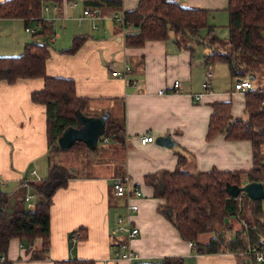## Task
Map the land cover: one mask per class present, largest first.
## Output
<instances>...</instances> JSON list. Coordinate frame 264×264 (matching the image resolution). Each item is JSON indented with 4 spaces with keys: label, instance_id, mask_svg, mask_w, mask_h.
I'll return each instance as SVG.
<instances>
[{
    "label": "crops",
    "instance_id": "1",
    "mask_svg": "<svg viewBox=\"0 0 264 264\" xmlns=\"http://www.w3.org/2000/svg\"><path fill=\"white\" fill-rule=\"evenodd\" d=\"M95 1L42 0L40 18L50 28L36 38L25 30V26L40 29L35 19L26 23L22 17H0V56L20 53L27 42H46L47 75L71 78L77 95L88 99L84 111L89 115L106 110L109 115L124 119L122 142L101 141L105 145L100 153L102 160L93 163L86 173H77L72 166L74 176L54 192L47 253L41 256L37 253L41 248L39 237L31 243L12 237L4 257L11 264H54L69 257L91 259L94 264H133L116 257L120 240L110 234L116 215L126 211V199L113 194L111 177L125 174L141 190L134 200L138 209L131 212V223L139 231L128 240L140 256L138 261L181 256L185 264H247L241 252L197 253L190 241L183 239L169 219L157 211L161 200L153 197L152 186L144 182L145 174L174 170L179 154L185 157L181 167L187 171L252 168L250 140H230L221 133L206 137L213 102L230 101L233 115L246 117L245 94L232 91L235 77L231 76L228 64L222 60L217 64L212 62L215 68L211 90L200 101L194 100L190 93L201 90L206 45H179L170 30L165 39L125 46L124 33L134 28L124 26L114 16L133 9L137 0H120L118 10L101 4L95 7ZM176 1L209 9V13L227 6V0ZM85 8H93L98 16L91 19L83 15ZM77 35L85 36L84 40L75 51H67ZM124 64L130 65L129 72L122 76L111 74L112 70L123 72ZM217 67L221 68L220 72ZM223 77L230 78L226 87L221 85ZM176 78L181 83L180 92H157L169 87ZM252 84L259 87L264 81H252ZM42 85L41 77L17 78L13 82L0 80V174L4 178L0 189L8 194L9 210L20 205L27 209L34 206L38 196L31 183L47 176L53 163L50 157L58 153L48 150L44 106L30 98L31 92ZM145 133L153 134L154 138L170 135L174 144L161 145L155 139L142 144L139 137ZM261 149L264 151V144ZM27 192L34 196L25 200ZM234 217H228L227 222L231 224ZM78 228L85 236L73 240L71 232ZM237 229L230 225L224 234L231 236ZM212 234V231L200 233L197 241L207 242Z\"/></svg>",
    "mask_w": 264,
    "mask_h": 264
},
{
    "label": "trees",
    "instance_id": "2",
    "mask_svg": "<svg viewBox=\"0 0 264 264\" xmlns=\"http://www.w3.org/2000/svg\"><path fill=\"white\" fill-rule=\"evenodd\" d=\"M94 6L106 5L113 10L121 8L120 0H96ZM42 0H1L0 17H22L34 23L37 31L33 35L49 30V25L40 18ZM228 37L221 39L214 34V25L208 26L205 39L200 38V29L206 27L209 9L189 7L176 0H137L131 10L122 12L123 25L134 29L124 33L125 46H140L146 40L165 39L169 31L174 33L179 45L185 40L202 42L208 48L205 60L212 63L222 60L228 64L232 77L249 73L264 75V0H227ZM85 36H75L67 51H75ZM48 44L31 41L23 45L18 54L0 56V80L13 82L17 78L41 77L43 85L30 94L33 102L42 104L45 112V133L49 151L61 150L57 137L69 125L77 126L76 111L85 114L88 99L77 95L71 78L46 74ZM246 117L233 115L230 101L211 104L206 137L221 133L226 139H248L252 145V168L248 170L187 171L182 169L185 159L178 155L174 170H157L145 174L144 182L153 188L152 195L161 200L157 211L162 213L177 229L183 239L194 242L197 253L246 250L249 243H264V207L262 199L248 198L240 192L238 196L252 205L253 220H246L231 236L224 230L230 228L228 217L239 212L237 197L231 196L226 183L242 185L257 180L264 184V84L252 87L245 93ZM97 115V114H95ZM124 134L123 116L108 115L103 137L122 142ZM101 141V140H99ZM82 142H75L74 147ZM70 147V148H71ZM72 170L60 163H50L44 179L31 183L38 199L31 209L16 206L8 209L9 197L0 189V264H11L4 257L9 239L31 243L41 238L39 255L47 253L50 243V206L54 192L67 185L73 177ZM212 231L207 242L197 241L200 233ZM85 236L81 228L71 233ZM40 255V256H41ZM54 264H94L91 259L69 257L54 261ZM133 264H185L181 256H165L157 261H135ZM251 264H255L252 260Z\"/></svg>",
    "mask_w": 264,
    "mask_h": 264
},
{
    "label": "built area",
    "instance_id": "3",
    "mask_svg": "<svg viewBox=\"0 0 264 264\" xmlns=\"http://www.w3.org/2000/svg\"><path fill=\"white\" fill-rule=\"evenodd\" d=\"M74 4V3H73ZM83 15L88 16L91 19H94L98 16V13L92 8H85L83 10ZM115 19L123 22L122 15H115ZM25 30L31 34H34L37 31V28L31 26H25ZM131 69L129 64L123 65V72L112 70L111 74L113 75H121L129 72ZM251 74L245 73L242 76H237L233 80L232 91L235 92H246L253 87L252 79L250 78ZM213 77V68L212 63H205L204 76L201 82V90L198 92L190 93L194 100L200 101L203 95L211 90V80ZM181 83L179 79H173L172 83L167 88H160L157 90L158 93H177L180 92ZM264 103V100L262 101ZM99 140L102 142H106L107 137L100 136ZM154 140V135L145 133L139 137L140 143L144 144ZM32 173L36 175L37 179L40 180L39 176L36 174L34 170ZM3 176L0 174V182L3 181ZM111 188L113 194L120 198L126 199L125 209L126 211L122 214L116 215L115 221L110 228V234L114 238H119L118 242V251L116 253L117 258H122L127 260L128 262H135L140 259L139 254L132 249L128 243V240L132 237L136 236L138 233V228L133 226L131 223V212L138 209V204L135 202V198L141 195V190L139 187L132 184L127 175H113L111 177ZM243 194V193H242ZM34 194L27 192L25 195V200L33 197ZM80 236V233L76 232L71 234V238L76 240ZM122 237V238H120ZM117 238V239H118ZM192 246H194V242H189ZM243 253L246 258L247 264H251L252 260L255 264H264V243L256 244L249 243L245 251ZM3 259V256L0 257Z\"/></svg>",
    "mask_w": 264,
    "mask_h": 264
},
{
    "label": "rangeland",
    "instance_id": "4",
    "mask_svg": "<svg viewBox=\"0 0 264 264\" xmlns=\"http://www.w3.org/2000/svg\"><path fill=\"white\" fill-rule=\"evenodd\" d=\"M114 19H115V16H114ZM227 24H228V14H227L226 9L222 8V9L212 11L211 13H209L206 27H203L200 29V32H199L200 38L204 40L207 34V31H208V26L214 25V34L221 39H224V40L227 39L228 37ZM36 36L37 35H32V37H35V38ZM183 43L187 45L196 44L197 46H201L204 44L202 42L194 43V41H189V40H185ZM219 62L221 61L215 60L213 63L217 64ZM212 68H215V67L213 66ZM217 70L218 72H220L221 68L217 67ZM219 76H220V73H219ZM222 81H223L221 84L222 87H226V85L230 81V78L228 77L226 79L225 77H223ZM252 81H254V83H257L258 81L259 82L264 81V75L261 76V74L259 75L257 74L254 77V80ZM218 87L222 88L220 85H218ZM104 147L105 145H103L101 141H98L95 149H89L84 143H79L78 145L74 147L59 150L58 153H56L55 155H52L51 153L52 156L50 155L51 156L50 161L61 163L65 167L69 168L70 170H73L72 168L73 166L74 171H76L77 173H86L90 171V166L93 163L100 162V160H102L101 158L102 154L100 153L103 151ZM237 199L240 205L239 206L240 210L238 214L235 215L236 218L234 217V219H237V221L235 222L234 219H231L233 220V222L231 223V226L233 225V227L240 228L242 224L244 226L246 220H253L254 217L252 214V205L249 202H247V200L243 199L240 196H237ZM262 202L264 205V198L262 199ZM28 205H30V203H28ZM238 219H241V220L238 221Z\"/></svg>",
    "mask_w": 264,
    "mask_h": 264
},
{
    "label": "water",
    "instance_id": "5",
    "mask_svg": "<svg viewBox=\"0 0 264 264\" xmlns=\"http://www.w3.org/2000/svg\"><path fill=\"white\" fill-rule=\"evenodd\" d=\"M250 78L252 79L253 76L251 75ZM75 115L78 125H69L63 129L57 137L58 147L61 150L68 149L78 141L84 143L89 149H95L100 136L104 133L109 112L105 110L97 115H89L77 110ZM154 139L161 145L173 146L174 144L172 137L167 134L157 135ZM225 188L233 197H237L242 192L251 199L264 198V184L261 181L250 180L242 185L227 182Z\"/></svg>",
    "mask_w": 264,
    "mask_h": 264
}]
</instances>
